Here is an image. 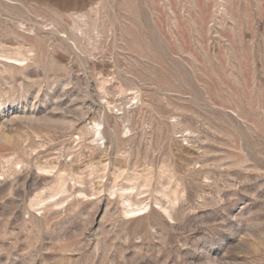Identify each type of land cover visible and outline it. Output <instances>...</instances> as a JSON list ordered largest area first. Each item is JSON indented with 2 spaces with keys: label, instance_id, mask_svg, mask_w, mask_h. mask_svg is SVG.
Wrapping results in <instances>:
<instances>
[{
  "label": "rangeland",
  "instance_id": "374dc122",
  "mask_svg": "<svg viewBox=\"0 0 264 264\" xmlns=\"http://www.w3.org/2000/svg\"><path fill=\"white\" fill-rule=\"evenodd\" d=\"M0 264H264V0H0Z\"/></svg>",
  "mask_w": 264,
  "mask_h": 264
},
{
  "label": "bare ground",
  "instance_id": "6f19581e",
  "mask_svg": "<svg viewBox=\"0 0 264 264\" xmlns=\"http://www.w3.org/2000/svg\"><path fill=\"white\" fill-rule=\"evenodd\" d=\"M129 212V211H128ZM131 212H132V210H131ZM133 212H134V210H133Z\"/></svg>",
  "mask_w": 264,
  "mask_h": 264
}]
</instances>
